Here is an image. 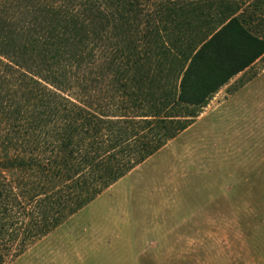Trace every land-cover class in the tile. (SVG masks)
<instances>
[{"label":"trees","instance_id":"16d2710c","mask_svg":"<svg viewBox=\"0 0 264 264\" xmlns=\"http://www.w3.org/2000/svg\"><path fill=\"white\" fill-rule=\"evenodd\" d=\"M30 6L39 15L25 27L39 53L29 87L35 109L42 107L37 118L49 128L50 166H40L52 185L24 202L14 187L0 185V264L161 149L214 93L264 56V0H30ZM5 29L0 21V55L12 58ZM110 76L111 99L97 93L100 84L109 91Z\"/></svg>","mask_w":264,"mask_h":264},{"label":"rangeland","instance_id":"374dc122","mask_svg":"<svg viewBox=\"0 0 264 264\" xmlns=\"http://www.w3.org/2000/svg\"><path fill=\"white\" fill-rule=\"evenodd\" d=\"M37 15L30 0H0L12 53L0 55V185L22 202L52 185L40 166H50L49 128L29 87L39 52L25 26ZM109 83L97 93L111 99L113 76ZM6 264H264V56L186 129Z\"/></svg>","mask_w":264,"mask_h":264}]
</instances>
